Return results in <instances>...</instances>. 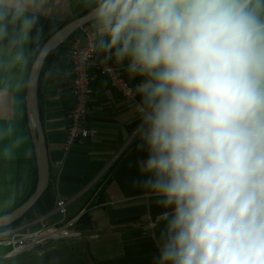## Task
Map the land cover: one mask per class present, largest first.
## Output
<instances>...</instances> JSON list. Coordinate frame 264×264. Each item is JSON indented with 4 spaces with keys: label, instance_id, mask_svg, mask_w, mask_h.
I'll list each match as a JSON object with an SVG mask.
<instances>
[{
    "label": "clouds",
    "instance_id": "1",
    "mask_svg": "<svg viewBox=\"0 0 264 264\" xmlns=\"http://www.w3.org/2000/svg\"><path fill=\"white\" fill-rule=\"evenodd\" d=\"M85 3L81 58L128 59V72L145 77L136 89L144 187L173 209L161 217L159 264H264V0ZM47 5L0 0V161L26 141L8 102L39 75L47 48L28 45L39 43L32 32ZM13 239L0 219V264Z\"/></svg>",
    "mask_w": 264,
    "mask_h": 264
},
{
    "label": "crops",
    "instance_id": "2",
    "mask_svg": "<svg viewBox=\"0 0 264 264\" xmlns=\"http://www.w3.org/2000/svg\"><path fill=\"white\" fill-rule=\"evenodd\" d=\"M47 7L48 13L39 16L32 32L35 37L40 31L39 43H30V50L40 48L51 34L89 6L85 0H48ZM67 52L56 54L55 59L61 56L64 61L51 62L38 85L50 181L19 230L31 232L55 224L60 218L55 204L63 200L67 202L66 218H79L77 226L82 236L38 245L34 251L38 264H159L160 237L166 229L161 217L173 209H165L160 198L144 187L150 174L142 171V165L149 153L139 134L143 122L136 106L142 97L136 89L145 77L131 75L128 68L124 71L135 89L131 101L123 100L104 81L94 84L84 126L96 135L64 154L65 131L73 106ZM96 57L118 66L127 67L129 63L128 59L119 64L114 58L105 61L103 53H96ZM25 92L26 89L17 93L8 102L16 134L26 141L14 159L0 161V203L15 193L14 202L0 216L20 206L33 187L35 160L27 127ZM25 152H30V156H25ZM8 251V247L3 249Z\"/></svg>",
    "mask_w": 264,
    "mask_h": 264
},
{
    "label": "built area",
    "instance_id": "3",
    "mask_svg": "<svg viewBox=\"0 0 264 264\" xmlns=\"http://www.w3.org/2000/svg\"><path fill=\"white\" fill-rule=\"evenodd\" d=\"M92 24V23H91ZM91 24L85 25L79 33L68 43V64L71 72V96L73 106L65 131L63 153L68 154L76 144L93 138L94 130L85 128L84 124L89 113V103L93 94V86L99 81H104L110 89L116 92L123 100L131 101L135 97V89L128 83L124 76L127 67L105 63L92 53L86 59L81 58V53L87 48V35ZM55 212L59 220L49 226L41 227L31 232L18 233L11 231L14 239L12 246L8 247L7 256L18 254L28 248L38 246L51 240H75L82 236L78 228L79 218L67 219V202L58 200Z\"/></svg>",
    "mask_w": 264,
    "mask_h": 264
},
{
    "label": "water",
    "instance_id": "4",
    "mask_svg": "<svg viewBox=\"0 0 264 264\" xmlns=\"http://www.w3.org/2000/svg\"><path fill=\"white\" fill-rule=\"evenodd\" d=\"M90 11L61 26L40 47H46L47 52L42 61L38 77L34 80L32 87L26 89L25 92L27 127L34 152L36 184L33 193L20 206L0 216L7 228L21 220L37 204L49 186L48 155L38 106V84L45 60L52 51L65 43L74 33L85 25L92 23L89 19Z\"/></svg>",
    "mask_w": 264,
    "mask_h": 264
},
{
    "label": "trees",
    "instance_id": "5",
    "mask_svg": "<svg viewBox=\"0 0 264 264\" xmlns=\"http://www.w3.org/2000/svg\"><path fill=\"white\" fill-rule=\"evenodd\" d=\"M91 10V8L90 7H88L87 9H85L80 15H78V16H76L74 19H76V18H78V17H80L81 15H83V14H86L87 12H89ZM79 33V31L78 32H76V33H74L65 43H63L62 45H60L59 47H57L54 51H52L48 56H47V58H46V60H45V63H44V67H43V70H42V73H41V76H40V79H39V82H40V80H41V78H42V76H43V74L45 73V71H47L48 70V68H49V65H50V63L51 62H53L54 60L55 61H57V63L58 64H60V63H62V60L64 61V59H62V57L60 56L59 58H57V59H55V57H56V54L57 53H62L63 55L66 53V51L68 50V43H69V41L73 38V37H75L77 34ZM52 35V34H51ZM50 37V36H49ZM39 85V84H38ZM35 184H36V169H35V171H34V182H33V187H32V191H31V193H30V195L33 193V190H34V188H35ZM29 195V196H30ZM28 196V197H29ZM33 209V208H32ZM31 209V210H32ZM30 210V211H31ZM29 211V212H30ZM29 212L21 219V220H19L18 222H16L15 224H13L12 226H10V227H8L7 229L9 230V229H11V228H13V227H15V226H19V225H21L23 222H24V220L26 219V217L28 216V214H29Z\"/></svg>",
    "mask_w": 264,
    "mask_h": 264
},
{
    "label": "rangeland",
    "instance_id": "6",
    "mask_svg": "<svg viewBox=\"0 0 264 264\" xmlns=\"http://www.w3.org/2000/svg\"><path fill=\"white\" fill-rule=\"evenodd\" d=\"M19 226H15L9 230H11V231L19 230ZM17 232L21 233V234L24 233L23 230L22 231L19 230ZM38 247L39 246H34V247L28 248L27 250L22 251L18 254L8 256V257H11V259L6 257L2 261V264H38V258L36 257V254L34 252L35 249H38ZM47 256H49V254Z\"/></svg>",
    "mask_w": 264,
    "mask_h": 264
}]
</instances>
